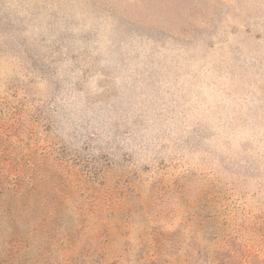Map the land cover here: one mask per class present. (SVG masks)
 <instances>
[{"label":"rangeland","instance_id":"374dc122","mask_svg":"<svg viewBox=\"0 0 264 264\" xmlns=\"http://www.w3.org/2000/svg\"><path fill=\"white\" fill-rule=\"evenodd\" d=\"M0 264H264V0H0Z\"/></svg>","mask_w":264,"mask_h":264}]
</instances>
